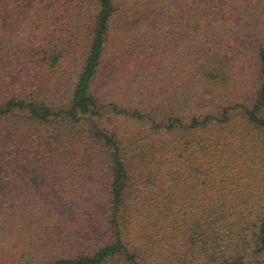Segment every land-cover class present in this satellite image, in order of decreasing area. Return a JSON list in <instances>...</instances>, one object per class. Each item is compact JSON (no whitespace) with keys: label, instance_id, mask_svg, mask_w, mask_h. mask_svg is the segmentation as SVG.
<instances>
[{"label":"trees","instance_id":"obj_1","mask_svg":"<svg viewBox=\"0 0 264 264\" xmlns=\"http://www.w3.org/2000/svg\"><path fill=\"white\" fill-rule=\"evenodd\" d=\"M0 264H264V0H0Z\"/></svg>","mask_w":264,"mask_h":264}]
</instances>
